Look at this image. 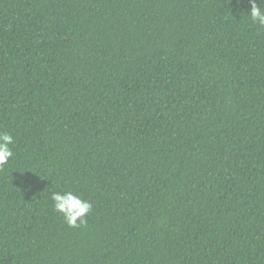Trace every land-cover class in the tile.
<instances>
[{
	"label": "trees",
	"instance_id": "obj_1",
	"mask_svg": "<svg viewBox=\"0 0 264 264\" xmlns=\"http://www.w3.org/2000/svg\"><path fill=\"white\" fill-rule=\"evenodd\" d=\"M250 7L0 0V264H264ZM53 191L92 203L84 226Z\"/></svg>",
	"mask_w": 264,
	"mask_h": 264
},
{
	"label": "clouds",
	"instance_id": "obj_2",
	"mask_svg": "<svg viewBox=\"0 0 264 264\" xmlns=\"http://www.w3.org/2000/svg\"><path fill=\"white\" fill-rule=\"evenodd\" d=\"M251 5L248 11L249 17L254 24L264 27V10L260 5L264 4V0H259L257 6L256 0H249ZM14 144L12 135L8 132H0V168L8 164L9 159L13 156L11 145ZM50 199L53 202L54 211L63 215L65 222L70 227H81L86 224V215L92 209V203L86 199H82L79 195L72 191L50 193Z\"/></svg>",
	"mask_w": 264,
	"mask_h": 264
}]
</instances>
